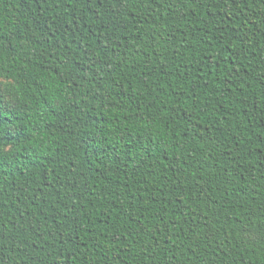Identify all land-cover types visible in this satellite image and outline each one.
Instances as JSON below:
<instances>
[{
	"label": "trees",
	"instance_id": "1",
	"mask_svg": "<svg viewBox=\"0 0 264 264\" xmlns=\"http://www.w3.org/2000/svg\"><path fill=\"white\" fill-rule=\"evenodd\" d=\"M0 264H264V0H0Z\"/></svg>",
	"mask_w": 264,
	"mask_h": 264
},
{
	"label": "snow or ice",
	"instance_id": "2",
	"mask_svg": "<svg viewBox=\"0 0 264 264\" xmlns=\"http://www.w3.org/2000/svg\"><path fill=\"white\" fill-rule=\"evenodd\" d=\"M3 48H4V45L0 44V53H2ZM5 87H6L5 84L3 82H0V94L3 93V91L5 90Z\"/></svg>",
	"mask_w": 264,
	"mask_h": 264
},
{
	"label": "rangeland",
	"instance_id": "3",
	"mask_svg": "<svg viewBox=\"0 0 264 264\" xmlns=\"http://www.w3.org/2000/svg\"><path fill=\"white\" fill-rule=\"evenodd\" d=\"M0 82H3L4 84H6L8 81L6 79L0 78Z\"/></svg>",
	"mask_w": 264,
	"mask_h": 264
}]
</instances>
